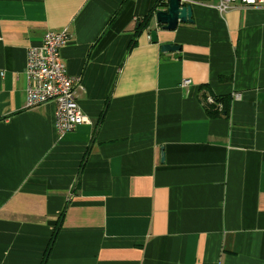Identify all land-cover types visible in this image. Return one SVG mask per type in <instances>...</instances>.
<instances>
[{"label": "crops", "instance_id": "obj_1", "mask_svg": "<svg viewBox=\"0 0 264 264\" xmlns=\"http://www.w3.org/2000/svg\"><path fill=\"white\" fill-rule=\"evenodd\" d=\"M157 1L0 0V264H264V6L186 0L191 22L128 49ZM62 27L94 126L59 135L23 70Z\"/></svg>", "mask_w": 264, "mask_h": 264}, {"label": "built area", "instance_id": "obj_2", "mask_svg": "<svg viewBox=\"0 0 264 264\" xmlns=\"http://www.w3.org/2000/svg\"><path fill=\"white\" fill-rule=\"evenodd\" d=\"M186 4V0H180ZM239 6H264V0H219L218 9L226 11ZM67 27L47 30L37 47L27 50L24 67L26 107L35 108L53 102L55 105V129L59 135L74 131L79 125L94 126L77 103V90L81 76L71 71L72 61L61 56V48L68 43ZM188 79L181 85H187ZM208 101L212 99L208 97Z\"/></svg>", "mask_w": 264, "mask_h": 264}, {"label": "trees", "instance_id": "obj_3", "mask_svg": "<svg viewBox=\"0 0 264 264\" xmlns=\"http://www.w3.org/2000/svg\"><path fill=\"white\" fill-rule=\"evenodd\" d=\"M166 0H158L157 3L154 5V7H152L148 13L144 16L141 17H136L134 19V38L133 40L129 43L128 49L133 48L136 45V39L137 37L140 35V33L143 30H146L151 19L154 16L155 11L157 10V8H163L165 6V2ZM127 2V0H124L123 4ZM209 87L207 85H201L200 87V102L203 105V108L205 109V111L207 112V114L210 117H217V116H221V117H226L229 114V108H230V103H231V96L230 95H219L216 96L212 93H210L207 89ZM208 97H210L212 99L211 102L208 101ZM60 225V221L58 220L55 224V228L54 231L52 233L51 236V240L49 242V245L51 244L57 230L58 227ZM48 248L45 252V256L46 257V253L48 252ZM43 258V261H44Z\"/></svg>", "mask_w": 264, "mask_h": 264}, {"label": "water", "instance_id": "obj_4", "mask_svg": "<svg viewBox=\"0 0 264 264\" xmlns=\"http://www.w3.org/2000/svg\"><path fill=\"white\" fill-rule=\"evenodd\" d=\"M157 24H161L162 30H173L179 22H191V7L188 4H182L180 0H166L163 9L155 11L153 16ZM150 39L152 42H157L156 31H150ZM159 48L162 52L179 50L178 45L169 43L160 44Z\"/></svg>", "mask_w": 264, "mask_h": 264}, {"label": "rangeland", "instance_id": "obj_5", "mask_svg": "<svg viewBox=\"0 0 264 264\" xmlns=\"http://www.w3.org/2000/svg\"><path fill=\"white\" fill-rule=\"evenodd\" d=\"M165 2V1H164ZM218 2H219V0H218ZM166 3V2H165ZM217 7H218V5H217ZM250 7V6H249ZM158 10V9H157ZM155 14V13H154Z\"/></svg>", "mask_w": 264, "mask_h": 264}]
</instances>
